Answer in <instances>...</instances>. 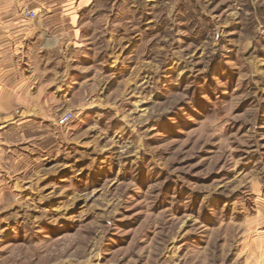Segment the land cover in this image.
Listing matches in <instances>:
<instances>
[{
	"label": "rangeland",
	"instance_id": "obj_1",
	"mask_svg": "<svg viewBox=\"0 0 264 264\" xmlns=\"http://www.w3.org/2000/svg\"><path fill=\"white\" fill-rule=\"evenodd\" d=\"M72 1L0 128V264H264V0Z\"/></svg>",
	"mask_w": 264,
	"mask_h": 264
},
{
	"label": "crops",
	"instance_id": "obj_2",
	"mask_svg": "<svg viewBox=\"0 0 264 264\" xmlns=\"http://www.w3.org/2000/svg\"><path fill=\"white\" fill-rule=\"evenodd\" d=\"M92 3L94 0H78L75 7L83 9ZM72 4V0H0L1 129L13 124L14 111L18 108L27 123L42 117L44 105H48L56 90L51 91L55 80L49 82L46 79V82L40 73L45 70L49 78L48 72L56 67L54 54L60 51V45L77 51L82 49L76 39L84 31L78 24L80 14L65 11V8L71 9ZM47 6L56 11L40 15L35 20L23 17L25 8L39 12ZM64 86L68 87L67 84Z\"/></svg>",
	"mask_w": 264,
	"mask_h": 264
},
{
	"label": "built area",
	"instance_id": "obj_3",
	"mask_svg": "<svg viewBox=\"0 0 264 264\" xmlns=\"http://www.w3.org/2000/svg\"><path fill=\"white\" fill-rule=\"evenodd\" d=\"M22 14L26 19L35 20L37 18V13L35 11L24 10ZM73 118L74 114L66 113L59 118L58 123L59 125H67Z\"/></svg>",
	"mask_w": 264,
	"mask_h": 264
}]
</instances>
